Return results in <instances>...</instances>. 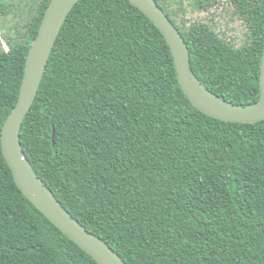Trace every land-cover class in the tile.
Returning a JSON list of instances; mask_svg holds the SVG:
<instances>
[{
	"label": "trees",
	"instance_id": "1",
	"mask_svg": "<svg viewBox=\"0 0 264 264\" xmlns=\"http://www.w3.org/2000/svg\"><path fill=\"white\" fill-rule=\"evenodd\" d=\"M155 1L205 88L236 106L259 101L264 0H230L249 29L239 49L207 25L186 31ZM50 2L26 42L0 52V264H98L23 195L2 151ZM8 10L0 1V15ZM20 136L40 179L125 264H264V121L225 123L195 108L161 31L129 0L76 5Z\"/></svg>",
	"mask_w": 264,
	"mask_h": 264
},
{
	"label": "water",
	"instance_id": "2",
	"mask_svg": "<svg viewBox=\"0 0 264 264\" xmlns=\"http://www.w3.org/2000/svg\"><path fill=\"white\" fill-rule=\"evenodd\" d=\"M81 0H51L38 35L31 45L15 108L1 134L4 158L23 195L63 234L89 254L98 264H125L101 238L87 231L60 203L40 179L27 159L21 128L41 88L58 37L69 15ZM161 31L175 62L179 83L192 105L206 116L225 123L257 124L264 121V52L260 73V98L256 104L236 106L209 91L191 67L190 50L179 29L155 0H129Z\"/></svg>",
	"mask_w": 264,
	"mask_h": 264
},
{
	"label": "rangeland",
	"instance_id": "3",
	"mask_svg": "<svg viewBox=\"0 0 264 264\" xmlns=\"http://www.w3.org/2000/svg\"><path fill=\"white\" fill-rule=\"evenodd\" d=\"M9 7L8 13L0 15V52L10 46L25 43L29 26L38 14L44 0H0ZM200 0H163L171 10L177 24L189 31L193 25L204 24L222 40L239 49L248 42L249 29L230 0H217L213 6L204 8ZM203 1V0H202Z\"/></svg>",
	"mask_w": 264,
	"mask_h": 264
}]
</instances>
